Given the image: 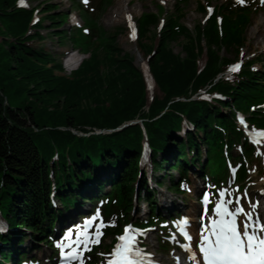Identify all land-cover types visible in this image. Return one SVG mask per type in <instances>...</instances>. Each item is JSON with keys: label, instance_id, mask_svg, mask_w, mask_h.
Segmentation results:
<instances>
[{"label": "trees", "instance_id": "trees-1", "mask_svg": "<svg viewBox=\"0 0 264 264\" xmlns=\"http://www.w3.org/2000/svg\"><path fill=\"white\" fill-rule=\"evenodd\" d=\"M218 1L193 29L183 22L188 0H176L172 11L161 6L140 15L137 48L148 60L152 90L136 55L119 46V32L97 23L112 0H79L85 25L76 32H64L70 13L51 0L40 7L0 0V219L6 228L0 229V264L36 261L22 246L28 238L57 254V227L65 229L84 212L101 211L105 238L119 233L142 200L148 216L134 223L160 227V245L171 251L158 187L169 183L168 191L185 195L191 173L212 190L225 186L229 160L241 185L247 162L257 160V171L264 170L237 116L242 111L251 127L264 128V70L248 59L225 75L236 58L222 54L241 53L250 7ZM198 10L206 11L203 2ZM40 11L60 41L89 54L70 76L62 74V61L33 45L45 38L35 26ZM160 14L163 25L153 32ZM202 93L211 97L193 98ZM137 119L142 123L119 128ZM146 142L156 188L142 167ZM107 251L108 245L96 246L83 264L102 262L98 257Z\"/></svg>", "mask_w": 264, "mask_h": 264}, {"label": "rangeland", "instance_id": "rangeland-1", "mask_svg": "<svg viewBox=\"0 0 264 264\" xmlns=\"http://www.w3.org/2000/svg\"><path fill=\"white\" fill-rule=\"evenodd\" d=\"M45 0H21V3L25 4L26 6L33 7L37 6L40 7L41 2ZM56 2L55 4L59 7V11L64 13H70L68 22L66 25H64V32H67V30H72V32L78 31V27L82 28L85 24L84 21H82V18L84 19L83 15L79 13L76 7V3L79 0H53ZM58 1V3H57ZM226 0H222L221 2H224ZM229 1V0H228ZM233 2V4L238 3L239 6H247L250 7V13H251V21L248 25L247 31H246V42L244 46L241 49V53L237 54L235 50H224L222 52L223 55L229 56L231 58H236L237 60H242L245 62L248 59L254 60V68L259 70H264V41L261 45H257V42L254 41V38L251 39V33L253 30L257 27V20L264 12V3H261V0H244L243 3L237 2V0H230ZM75 2V3H74ZM113 5L106 11H104L101 15L97 16L96 19L98 20V24H100L104 29H106L108 32H119V46L122 47L124 50H127L131 52L132 54L136 55V64L140 67H144L145 63L147 62V58L138 50L137 48V41L136 39L132 38V33L128 28V20L129 17L124 19L123 21H117V22H109L108 19V12L111 10H114L117 7L118 0H112ZM199 2H203L206 7H216L219 4L218 0H188L185 8H186V17L183 19V22L188 25L190 29H193L195 24L199 22H205L207 20L208 15V8L206 11L198 10ZM132 3L135 7L134 17L130 18L134 20L135 22L138 20L140 15L143 12H149V11H159V8L162 6L167 9L168 11H172L175 8L176 0H132ZM124 9L127 10V4L124 3ZM231 6H233L231 4ZM41 8H39L40 10ZM45 14L43 11H40L37 13L36 23L35 26L38 27L42 26L43 33L45 35V38L43 40L36 39L34 40L33 45L42 47L45 50L51 52L55 58H57L59 61H62L64 66V71L62 74H65L67 76L71 75V72L74 69H70L68 66V57L79 55L82 56L83 53H85L81 48L73 44L72 41L67 40L66 42L60 41L57 36L51 32V23L44 18ZM77 16V17H76ZM79 16V17H78ZM41 18L37 21L38 18ZM100 17V18H99ZM76 19H78V25L75 26L74 23L76 22ZM165 19V15L160 14V18L158 23L163 21ZM156 24L153 28V32H157L159 30L158 26L159 24ZM153 38V37H152ZM148 42H151L150 37H147L146 39ZM173 48L175 52L181 51L180 44L174 43ZM140 54L141 57L144 59L143 63H137V55ZM84 55V54H83ZM89 56L88 53L84 55V58H87ZM83 57V56H82ZM83 58V59H84ZM82 59V60H83ZM226 73H230V69L226 71ZM202 97L209 98L210 95H204V93L201 94ZM251 132H255V138L251 136L253 142L257 146V154L260 159V164L264 166V136L260 135V133H263L262 130H250ZM76 132V131H75ZM248 163V178L246 179V182L238 187L240 183H236V179L232 178L231 182L222 188H220L218 191H216L215 195H217L216 198L212 197L211 201L213 202V209L211 210L213 218H216L217 215L215 213V206L216 204L221 202V197L219 193L221 191L226 192V201L231 200L233 203L228 204L227 206L229 209H234L237 207L236 200L239 199L240 203L239 206L244 209V214H241L237 217V220H240L241 222H244L246 220L245 214L251 212L253 221L256 224L264 225V170L261 172H257V169L254 164H259L256 160V163H252L251 165ZM143 169L147 172V179L150 185L153 187L155 184L153 183L154 175H148V171H150V166L148 163H142ZM235 167L237 165L235 164ZM234 166L232 164V172L234 171ZM161 172H168V170L160 171ZM159 173V174H160ZM194 175V176H193ZM169 177H167L168 179ZM191 179L193 181L187 185L188 193L185 195H178L176 193H172L168 191L167 185L164 187H158L156 189V196H157V204L162 210V213L168 220L170 221V226L168 230L171 232L168 236H170V239H164L166 240V244H174V248L171 251L163 250V247L160 245L161 237H162V230L160 227L150 228L144 231L141 235V239L139 242V245L137 246V249L142 253L141 257L145 260V264H179V258L181 257V254L187 251L185 248V245L189 244V240L186 238L180 237L179 234V228H178V219L183 215L182 213H188L192 206H195L196 211L195 214L200 211V200L198 198V193L201 191V189H204L206 186L203 184V179L201 177H198L197 174L191 173ZM168 181V180H167ZM196 186V187H195ZM243 186V187H242ZM156 188V187H154ZM210 193V192H209ZM169 196L170 199H168L167 203H164L166 206H169L171 208L165 209L160 202H162L163 197ZM224 198V197H223ZM172 209V210H170ZM184 211V212H183ZM170 213L175 214L176 216L179 215L178 218L171 219ZM148 216V207L146 206V201L142 200L140 203H136L135 210L132 213L133 221L142 220L147 218ZM195 219H198V216L196 215L194 217ZM76 219L75 222H77V225H73L72 227L68 228L67 230H70L69 233H67L65 236L60 232L62 229L61 227H57L56 234L58 233L59 238H61V242H58L59 245V251H71L73 247H69L67 250H65L62 247V244L65 240L70 239H80L83 240L85 238H90V234L87 233V231L84 228V223L87 220H91L94 222L91 230L94 232L97 231V225H99V230L101 232V223H102V216L100 214H97L95 216L90 217V214L86 216L85 218ZM208 224L199 223V219L197 222L196 230L198 238L196 239V242L194 245L196 246V249L199 251V242L201 239V235L204 233L206 227ZM129 226H125V228H128ZM124 228V230H125ZM124 230L122 232H124ZM83 234V235H81ZM119 233H114L110 237H107L106 239L103 238L102 232L101 235H99L98 243L94 244H101V245H109L114 237H119ZM93 237V236H92ZM161 238V239H159ZM27 237L25 238V240ZM60 240V239H59ZM93 244V243H90ZM23 248H26L30 251L31 255H35L38 261H36L34 264H57L56 259L57 255H55L54 252L47 249L46 246L43 245H36L33 244L32 247L25 246V244L22 245ZM83 246V245H82ZM202 253H200V256ZM111 256V253H106L103 257L102 264H107V259ZM100 258V255L98 259ZM52 259V261H51ZM85 259V257H84ZM78 260H71L67 262H63V264H72ZM11 264V263H10Z\"/></svg>", "mask_w": 264, "mask_h": 264}, {"label": "snow or ice", "instance_id": "snow-or-ice-1", "mask_svg": "<svg viewBox=\"0 0 264 264\" xmlns=\"http://www.w3.org/2000/svg\"><path fill=\"white\" fill-rule=\"evenodd\" d=\"M86 2L87 0H85ZM237 2L243 3L244 0H237ZM261 3H264V0H261ZM133 38H135L134 33ZM230 70L238 71L239 64ZM260 135H264V133H260ZM219 195L222 198L221 202L215 206L218 219H213L210 227L205 229L198 245L203 256V264H264V225L253 223L251 212L245 214L246 220L238 224L237 217L244 214V209L239 206V199L235 202L237 207L229 209L227 205L233 202L223 199L226 192L221 191ZM183 223L187 224L188 222L185 220ZM184 234L187 240H192V236L187 232ZM99 235L101 232L97 225V231L92 238L78 239L76 247L62 254L83 264L79 245L83 244V250H90L89 243H98ZM119 241L120 243L115 246L111 253L112 258L107 261V264H138L137 257H140L142 253L135 248L131 226L125 228ZM69 247L72 246L69 245ZM185 248H190V245H185Z\"/></svg>", "mask_w": 264, "mask_h": 264}, {"label": "bare ground", "instance_id": "bare-ground-1", "mask_svg": "<svg viewBox=\"0 0 264 264\" xmlns=\"http://www.w3.org/2000/svg\"><path fill=\"white\" fill-rule=\"evenodd\" d=\"M51 1L53 3H56L53 0H51ZM57 3H58V1H57ZM124 3H126L128 6L127 10L124 9V5H123ZM112 5H113V2H112ZM134 12H135V7H134V4L132 3V0H118L117 7L114 10L109 11L107 15H108L109 22H117V21H123L124 19H126L127 17H130V16L134 17ZM39 19H41V18L39 17ZM253 38H254V41L257 42L258 46L261 45L264 41V12L262 13V15L257 20L256 29L253 30L251 33V39H253ZM83 58H84V56H83ZM83 58H82V56H80V57L75 58L73 60L69 59V61H68L69 68L74 69L75 65H79L82 62ZM144 62H145L144 59L141 57L140 54H138L137 55V63H143L144 64ZM252 136H255L254 132L252 133ZM168 199H170L169 196L164 195L162 202H160L165 209L171 208V207L166 206L164 204V203L168 202ZM170 210H172V209H170ZM195 211H196L195 206H192L191 209L189 210V212L191 213L190 219L192 221V222H189V224H188V227L191 230V233L189 235L192 236V240L189 242L192 244H194L196 242V239L198 238L197 230L195 229L197 226V219L194 218V212ZM263 216H264V212H263ZM263 220H264V218H263ZM31 245H33V242L30 240V238H28L26 240L25 246H31ZM196 254H199L198 250H197ZM179 263L180 264L192 263V260L190 258V254L188 252H184L183 254H181V257L179 258Z\"/></svg>", "mask_w": 264, "mask_h": 264}, {"label": "water", "instance_id": "water-1", "mask_svg": "<svg viewBox=\"0 0 264 264\" xmlns=\"http://www.w3.org/2000/svg\"><path fill=\"white\" fill-rule=\"evenodd\" d=\"M143 69H144L145 74H146V75L148 76V78H149V74H148V73H149V64H148V62L145 63ZM138 122H141V120H132V121H130L128 124H124V125H122V126L119 127V128H123V127H126V126H128V125L136 124V123H138Z\"/></svg>", "mask_w": 264, "mask_h": 264}]
</instances>
